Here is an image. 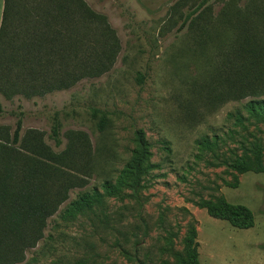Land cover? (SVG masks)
<instances>
[{"label":"rangeland","instance_id":"374dc122","mask_svg":"<svg viewBox=\"0 0 264 264\" xmlns=\"http://www.w3.org/2000/svg\"><path fill=\"white\" fill-rule=\"evenodd\" d=\"M84 1L115 31L120 51L111 68L43 98L0 94L1 137L13 135L22 111V135L33 130L38 135L30 137L42 136L53 151L85 134L77 157L90 158L93 169L87 176L72 171L84 186L69 191L42 238L16 264H176L174 253L184 251L191 230L198 264H264V172L242 174L229 165L252 156L256 145L264 163V114L247 111L252 98L228 101L213 113L204 87L214 48L199 29L213 23L222 0H209L204 22L180 31L171 5L180 1L188 13L201 0H165L155 7L141 0ZM55 114L59 146L49 139ZM138 129L149 148L139 186H123L105 194L94 211L65 217L76 194L102 191L104 180L120 178ZM220 197L250 208L253 226L237 229L201 206Z\"/></svg>","mask_w":264,"mask_h":264},{"label":"trees","instance_id":"16d2710c","mask_svg":"<svg viewBox=\"0 0 264 264\" xmlns=\"http://www.w3.org/2000/svg\"><path fill=\"white\" fill-rule=\"evenodd\" d=\"M199 1L185 13L180 1L171 5L173 23L180 31L187 23L202 24L204 7ZM222 0L213 23L200 27L206 42L213 41L214 61L204 87L213 113L222 104L252 98L246 103L251 114H264V0ZM209 9V8H208ZM0 24V94L7 100L21 95L43 98L66 90L78 81L107 72L119 49L107 16L91 9L84 0H4ZM213 30V32H212ZM259 98H262L261 100ZM261 112V113H260ZM22 111L18 112L11 137L0 136V264H16L42 238L48 218L84 181L73 170L87 176L93 170L90 158L79 162L78 150L86 135L77 133L60 151H53L42 136L22 135ZM239 117L241 120L242 117ZM33 134V135H34ZM38 135V134H36ZM35 138V141H34ZM61 145V129L54 115L49 136ZM136 147L116 182L104 180L102 191L76 194L65 217L94 211L104 195H116L123 186L135 190L146 172L149 156L145 131H136ZM205 147L208 143L205 142ZM239 173L264 172L262 150L254 147L229 164ZM201 206L213 218L227 220L237 229H249L255 216L246 206L224 198L206 200ZM184 251H176V264H198L194 231L185 238Z\"/></svg>","mask_w":264,"mask_h":264},{"label":"crops","instance_id":"0c3cea01","mask_svg":"<svg viewBox=\"0 0 264 264\" xmlns=\"http://www.w3.org/2000/svg\"><path fill=\"white\" fill-rule=\"evenodd\" d=\"M143 1V3H145L146 5L150 6V7H155L157 6L159 3L161 4L163 1L165 0H141ZM3 3L4 0H0V24H1V18L3 17Z\"/></svg>","mask_w":264,"mask_h":264}]
</instances>
